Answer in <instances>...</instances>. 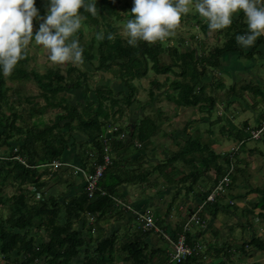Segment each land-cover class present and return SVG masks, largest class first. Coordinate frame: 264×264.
Wrapping results in <instances>:
<instances>
[{
    "label": "trees",
    "instance_id": "16d2710c",
    "mask_svg": "<svg viewBox=\"0 0 264 264\" xmlns=\"http://www.w3.org/2000/svg\"><path fill=\"white\" fill-rule=\"evenodd\" d=\"M46 2L47 0H36L41 17L47 6ZM131 7L132 0H96V15L81 9L82 27L74 36L83 47V62L69 65L65 73H62L61 68H50L44 74L34 68L30 69L29 61L32 58L27 48L26 54L18 61L10 75L5 76L0 72V141L2 140L0 147L11 149L4 159H0V205L5 206L8 213L7 219H3L0 215V262L2 260L3 264H36L37 262L38 264L40 262L42 264H114L117 260H122V264H205L200 260L202 250L197 247L199 244L197 239H190L188 234L187 242L195 248V252L181 263L171 260L172 244L164 247L160 243L155 247L148 238L151 235L161 238L162 235L167 234L169 226L174 225V221L172 223L170 218L175 202L179 201L180 206L183 198L188 196L201 197L204 200L208 191L213 189V187L209 188L210 184L213 183L215 186L222 179L230 165L234 166L236 156L230 158L228 152L222 154L214 152L207 143L201 141L199 133L191 134L183 144L178 140V136H171L173 141L171 144L169 141V146L175 145L177 150L169 152L170 155L166 160L159 162L155 169L165 177L166 182L162 183L163 185L175 184L172 199L165 206L166 212L152 214L155 228H145L143 220L137 228H132L129 224L134 217L129 214L132 211L117 208L112 195L122 196V190L127 186H137L148 181L149 172L135 174L132 163L135 161L134 163L141 164L143 153L148 152L147 141L151 140L155 131L160 129V113L157 111L154 116L136 117L133 123L134 129L131 131L130 125L129 128L127 127L126 140L117 139L122 131L121 128L111 134L109 142H104V136L109 128L119 125L118 122L125 117L126 108L137 99L135 81L149 77L151 72L173 75L176 79L171 80L170 77H166L163 83L154 82L160 89L165 86V90L159 94L152 89L149 90L150 100L147 104L154 105L163 93L164 97L174 100L181 112L182 109L200 103L206 107L204 111L206 114L201 116V120L209 119L213 123L219 121L221 117L220 114H216V118L211 120V117H215L213 114L217 105L215 93L219 90L227 94L223 103L228 106L233 99L238 100L237 96L241 97L240 101H246L244 96L246 90L253 94L254 99H257L258 95L264 99V79L254 73L256 63L247 66L255 55L261 53V48L264 49V35L258 37L254 45L248 48L240 47L235 37L237 33L245 31L247 25L243 13H239L237 17L234 16L231 25L217 30V34L221 37L220 42L209 48L208 43L206 44L203 39L210 31L208 24L197 11L190 12V10L182 15L180 23L192 25L194 23L199 31L190 35L188 40L182 39L179 43L181 47L175 45L172 38L178 26L174 33L163 41L150 43L141 40L133 46L128 44L127 36L119 33L120 24L125 25L131 18ZM39 23V20L33 19V26L38 28ZM109 33H113L112 39L108 38ZM192 42L198 43L192 45ZM228 54H232L235 63L242 67L237 72L244 73L245 76L239 80L234 72L230 77L229 87L220 77H214L215 71L222 67ZM166 56L169 57L167 63L163 61ZM97 73L108 80L111 86L118 84L125 90L114 95L111 86L101 84L92 87L90 80ZM248 76L255 80H249ZM33 79L42 89L38 96L43 97L46 102L43 107H40L38 102H34L33 97L22 98L18 88V84ZM207 86L210 87V92L214 93H208ZM73 89L84 91L83 103L77 101L78 105H76L72 101ZM169 90L176 91V94H168ZM70 91L71 94L66 96L65 94ZM60 94L62 95L58 97ZM120 97L125 98V108L120 105L122 100ZM47 107L59 109L60 112L54 120H46ZM198 108L203 109V106ZM113 110L115 112H112ZM7 111L11 113L10 116L5 115ZM35 117L37 118L31 122L30 119ZM261 117V120H264V110ZM63 121H66L64 127L71 129L70 133L62 131ZM73 121H76V124H72ZM248 126V122H245L244 127L249 128ZM185 127H188V123ZM259 127L260 124L257 128ZM225 128L228 129L229 135L242 142L241 147L246 143L245 133L238 131L234 134L230 125L224 126L222 130ZM246 132L249 138L251 133L248 130ZM210 133L212 134L211 131ZM262 137L264 139V129ZM138 140L144 144V147H137ZM71 141L76 147L75 155L78 161L88 173L94 172L96 164L103 163L106 144L114 155H118V158H115L114 163L105 169L99 180L98 189L93 193L87 189L84 175L77 172L68 173L67 180L64 181L65 190L77 187L75 176L80 177L84 186L76 195L61 200L62 191L58 186L51 185L48 191H44V187L50 185L48 182H41L38 176L42 166H45V173H51L52 170L55 174L59 172L54 169L55 161L60 163L59 169L65 167H62L64 152ZM166 146L168 145L165 144ZM138 153H140L138 158H132ZM197 160L199 164L195 166ZM181 162H184L189 170L184 168L182 170L184 176L177 182H170V179L163 174L165 168H177L178 163ZM140 167L141 165L137 166ZM235 168L237 172L242 171L239 162L238 165L235 163ZM212 169L215 171L214 177L209 176V171ZM8 177L13 178L11 185L17 186V193L10 198L2 194ZM59 179L58 175L56 181ZM234 181L233 177L229 188H226L223 194L215 201L205 204L200 213L201 224L207 221L204 211L207 208L211 216H215L220 210L227 212L228 208L231 212L239 211L236 202L238 197L230 192ZM24 184L27 186H23ZM154 185H144L141 187L142 193L144 194L147 188H153ZM29 190L38 193V201L36 197L30 196ZM248 191L257 192L259 196L251 207L241 208L239 213L250 218L258 215L264 220V184L260 188L250 186ZM30 200H34L31 202L33 204H30ZM256 209H259L257 214ZM62 212L65 214V221L61 223ZM190 212V208L181 211L180 216L183 220L175 222L177 226L175 229L172 228L173 240L184 231ZM117 215H122L124 220L128 219V223L123 226L125 229L123 234L118 235L122 227L118 225L119 229L116 226L109 236H105L102 222ZM247 226L254 229V223L250 219L247 220ZM40 232H45V236L40 237ZM223 244V250L208 244L209 249L215 251V254H210L212 256L210 264H228L233 256L239 259L241 258L239 256H253L254 250L264 254V238L257 236L256 231H252L248 241L241 238L238 245L235 241ZM249 248L253 249L250 253H248ZM220 251H223L222 255H219ZM81 257L82 261H80ZM253 264L264 263L256 260Z\"/></svg>",
    "mask_w": 264,
    "mask_h": 264
},
{
    "label": "rangeland",
    "instance_id": "374dc122",
    "mask_svg": "<svg viewBox=\"0 0 264 264\" xmlns=\"http://www.w3.org/2000/svg\"><path fill=\"white\" fill-rule=\"evenodd\" d=\"M261 3H264V0H260ZM47 5V2H46ZM196 12L194 8L191 9L190 12ZM47 14V6L45 8V12L41 18L46 16ZM239 13H236L235 16L237 17ZM120 31L123 36H127L125 25L120 24ZM37 26H33V30H36ZM175 34L173 35L174 44L178 47H181L179 43L182 42V39L188 40L190 38V35H192L194 32L199 31L197 29V26L193 23H179L177 29L175 30ZM174 31L172 32V34ZM168 38V37H167ZM220 36L217 34V30H211L207 32V36L203 39L205 40L208 47L214 46L215 43L220 42ZM202 39V38H201ZM173 44V41H171ZM198 42H192V45H196ZM27 49L30 51L31 60L29 61L30 69H33L38 71L39 73H45L50 68H61L62 73L66 72V68L69 65L73 66V63L71 62H65L64 64H55L51 62L48 59V51L47 49L43 48L41 45L36 44L34 41H30ZM254 60V61H253ZM252 61L247 63V66L250 67L255 64V71L254 73L260 75L264 79V51L262 49V52L259 55H255L254 59ZM163 61L165 63L169 62V57L166 56ZM77 65V64H76ZM242 68L239 64L235 63L234 57L232 54H228L225 56V59L223 61V65L221 68L218 69V71H215L214 77H220L222 81L229 87L231 80L230 77L233 76V73L235 74V77L241 80V78L244 76V73L237 72L238 69ZM178 70V69H176ZM232 72V73H230ZM166 77H170L171 80L176 79L173 75H161L156 74L154 72H151V75L149 77L141 80V81H135V84L137 85V91L136 96L137 99L134 103L131 104L128 108L125 110V117L123 118V122L119 121L118 124L120 128L127 132L126 125H129L128 116L134 120L137 118H141V116H154L155 112L159 111V117H160V129L156 130L154 133V136L151 140L147 141V150L148 152L143 153L144 157L141 161V164L132 163L134 166L133 171L135 174H142L143 172L148 171V181L144 183H140L137 186H128L126 189L127 194L124 196L127 202L124 205V208L127 210H124L120 206L117 207L119 209H122L124 211H129L127 206H130L133 210L131 216H134L129 224L132 228H137V226L140 225V221L142 220V215L144 213L152 217L154 221L153 215L157 213L163 214L166 212L165 206L171 201L172 194L174 190L175 184H168L163 185L162 183L166 182V179L164 176H162L158 169H155L156 165L159 164V162H163L166 160L167 156L170 155L169 152H173L177 150V146L172 145L169 146L173 138L171 136H178V140L182 142V144L190 137L191 134L199 133L201 134V141L203 143H207L214 152L216 153H224L228 152L227 155H229L230 158H234L236 156V159L234 158V166L230 165L228 171L232 168V172L229 175L230 184L232 182V179L234 177V184L231 188V193L238 197L236 200L237 207L239 208V211L237 212H231L230 209H227L226 211H219L215 216H211L209 213V209L207 208L204 210L206 212L205 217L207 219L204 224H195L194 221H190L192 216L194 215L195 211L191 212V214L188 215V226L190 225L189 229L185 232L184 235H189L190 239H197L198 246L200 245V249L202 250L200 253V260L204 261L205 264H210L212 262V256L210 254H215L214 250L209 249L208 244H213L216 248L222 249V246L224 245V242H230L235 241L236 245L240 242L241 238H245L247 241L250 238V235L252 234V231H256L257 236L264 238V220H261V218L256 215L253 218H250L248 215H241L239 213L241 208L244 207H251V205L257 200V196L259 195L257 192H249V187L252 188H260L264 184V139L263 137L260 139L262 135L261 132H255L253 129L255 127L259 126V123H261L263 120L261 117V113L264 110V99L258 95L257 99H254L253 94L249 91H245V98L246 101H240L241 97L237 96L238 100L233 99L231 102V105H226L223 102L226 99V93L223 92V90H219V92L215 93V97L217 105L216 110L213 112L215 114H220L219 121L217 120L215 123L209 121V119H203L201 120V116H204L206 114L205 106L201 105L200 103L197 106H193L191 108H186L178 110L176 107V104L174 100H170L167 97H164L165 95L160 94L158 97V101L152 105L147 104V102L150 100L149 96V90H154L156 94L161 93V91L165 90V86H162V89L157 87V83L154 84V82H161L163 83L166 79ZM245 77V76H244ZM35 78V77H34ZM249 80H255L248 76ZM242 82V81H241ZM90 84L92 87H95L97 85L105 84L106 86L110 87L111 84L108 82V80L103 79V77L97 73L91 80ZM233 84V83H232ZM8 85L9 82H8ZM18 88L20 89V93L22 98L26 97H33L34 102H38L40 104V107H43L46 102L43 97L39 93L42 92V89L39 87L35 79L33 80H25V82H22L21 84H18ZM114 89V95H118L119 91L125 90L121 86H117L113 84ZM206 91L208 93H214L210 92V87L207 86ZM73 96L72 101L77 104L78 102L83 103L85 95L84 91L82 89H73ZM71 94V91L69 93H66V96H69ZM126 94V92H125ZM168 94H176V91L169 90ZM12 95V93H11ZM62 94L58 95L61 96ZM37 96V97H36ZM173 96V95H172ZM174 97V96H173ZM122 100L120 101V105H122L125 108V98L120 97ZM259 101V103H256V101ZM26 105V103H24ZM226 105V106H225ZM203 106V109L198 108ZM19 107V106H18ZM228 108V109H227ZM59 109H55L52 107H47L45 117L46 120H54V117L59 113ZM112 112H115L113 110ZM204 112V113H203ZM6 116H10L11 113L7 111L5 113ZM35 118L30 119L31 122H33ZM51 120V123L53 122ZM66 121H63L61 124L62 131L65 133H70L71 129L69 127H64ZM248 122V127H244V123ZM188 123V127H185V124ZM72 124H76V121H73ZM232 128L231 131H234V134H237L238 131L245 133L246 137V143L241 147L242 142H240L238 139H234L233 135H229L228 129L225 128L222 130V128L225 127ZM117 126L114 129H110V131L107 133L106 138L109 140L111 137V131L116 130ZM212 134L210 133V131ZM250 131L251 136L247 138V132ZM127 133H121L118 136L119 140H126ZM233 136V137H232ZM170 141V144H169ZM70 146H68L64 152V161L63 162V169H68L69 172H76L81 169V163L78 161V157H76L75 152V146H73V142H69ZM0 144H2V140L0 141ZM139 144L141 146H139ZM165 144L168 145L165 147ZM138 148L144 147V144L141 141H137L136 143ZM79 150H83V148H79ZM11 152V149L9 147H0V159H4L8 155V153ZM14 152H16V149H14ZM140 153L134 155L132 158L136 159L138 158ZM83 158V157H82ZM115 158H118V155H114L111 159L114 162ZM165 159V160H164ZM26 161V159H25ZM58 161H55L54 163V169H56V174L53 173V170L51 173L46 172L45 173V166L41 167V171L39 173L38 178L41 182H48L50 187H44V191H48L47 189L51 188V185L58 186V189L62 191L61 200L63 199H69L70 195L69 192L66 191V187L64 185V181L67 180V172H65L63 169H59L60 164H57ZM239 162V168L242 169V171H236L235 163L238 165ZM92 162H90L91 164ZM88 164V165H90ZM199 161H195L194 165L198 166ZM140 168H137V166H140ZM177 166V165H176ZM89 167V166H88ZM189 170V168L184 164V162L178 163L177 168H165V174L169 179L170 182L174 181L177 182L184 176L183 169ZM227 171V172H228ZM58 175L60 176V179H58ZM215 176V171L212 169L209 171V176ZM13 178L8 177L7 182L5 183V188H3L2 194L6 196L7 198L12 197L17 193V186H12ZM149 184H155L153 188L146 189L144 191V194L142 193L141 187H144V185ZM23 186H27L24 184ZM163 186V187H162ZM208 186V184H207ZM205 186V187H207ZM230 186V185H229ZM210 187H214L213 183L210 184ZM229 188V187H228ZM29 194L32 197H36L38 201V193L33 190H29ZM182 192V196H183ZM35 200V199H34ZM34 200H30V204H33L31 202H34ZM37 201L35 203H37ZM202 198L201 197H193L188 196L184 197L183 201L181 202L179 206V201L175 202L173 212L171 213L172 223L174 221V225H170L167 230V234L162 235L161 238L158 239V242L154 243L151 239L153 235H151L148 238V241L153 246H157L158 243L162 242V245L164 247L171 244V241L173 240V233L172 228L175 229L177 225H175V222L180 221V219L183 220V218L180 216L181 211L185 210L186 208L190 209H196L197 206L201 203ZM34 203V204H35ZM197 205V206H196ZM233 209V208H231ZM234 210V209H233ZM202 212V211H201ZM256 214L259 212V209L255 210ZM128 214V215H129ZM153 214V215H152ZM0 215L3 219L8 218L7 210L5 209V206L0 205ZM64 212L60 215L61 223L65 221ZM130 216V217H131ZM145 216V215H144ZM145 218L147 219V217ZM199 216V215H198ZM122 215H117L116 217H113L112 219H109L106 222H102L104 225L105 236H109L112 232V229H114L116 226H122L119 231L118 235H122L124 230V225L128 223L127 221H123ZM199 219L201 217L199 216ZM252 221L254 223V229H251L247 226V220ZM152 221V223H153ZM116 222H119L118 224H114ZM155 223V222H154ZM113 224V225H112ZM80 225V224H79ZM115 225V226H114ZM76 227V226H75ZM78 227V226H77ZM80 227V226H79ZM111 227V228H110ZM87 228V227H86ZM96 228H95V234H96ZM215 232L217 234H215ZM40 237L45 236V232H40ZM165 241V242H163ZM253 251V249L249 248L248 253ZM223 251H220L219 255H222ZM209 253V254H208ZM254 256V257H253ZM252 255L247 256H239L241 257V261L239 258L233 256L229 261L228 264H253L256 260L258 262L264 263V254H261L260 251L254 250ZM83 258H80V261H82ZM3 264L2 260L0 262ZM122 260H117L114 262V264H122ZM38 264V262L36 263ZM39 264H42L41 262Z\"/></svg>",
    "mask_w": 264,
    "mask_h": 264
},
{
    "label": "clouds",
    "instance_id": "9594fccd",
    "mask_svg": "<svg viewBox=\"0 0 264 264\" xmlns=\"http://www.w3.org/2000/svg\"><path fill=\"white\" fill-rule=\"evenodd\" d=\"M192 8L205 19L210 31L226 28L233 23L236 13H243L247 29L235 37L242 48L254 45L257 38L264 35V3L260 0H132V15L125 23L128 44L134 46L141 40L150 43L163 41L178 26L182 15ZM81 9L96 15V0H47V14L43 18L36 0H0V72L5 76L13 72L26 54L30 41L47 49L48 59L55 64H81L83 47L74 36L82 27ZM34 18L40 21L35 31ZM108 38L112 39L113 33H109ZM133 123L135 121H129L130 128ZM259 124L261 127H255V132L263 131L264 120ZM116 126V130L120 129L119 125ZM114 128H109L107 133ZM107 133L104 142L111 141V137L106 138ZM121 133L128 135L123 130ZM105 151L104 157L111 159L114 156L107 144ZM115 199L123 203L127 201L123 195H112L116 207L119 206Z\"/></svg>",
    "mask_w": 264,
    "mask_h": 264
},
{
    "label": "built area",
    "instance_id": "2783aa9c",
    "mask_svg": "<svg viewBox=\"0 0 264 264\" xmlns=\"http://www.w3.org/2000/svg\"><path fill=\"white\" fill-rule=\"evenodd\" d=\"M264 128V124L263 127ZM111 159L109 156L104 157L103 163L102 164H96L95 169L93 173H88V171L83 170L82 168L79 171H76L77 173H80L84 175L86 179V186L89 192L93 193L95 192L98 188V183L100 178L103 176L105 169L111 165ZM60 164L59 162L56 163ZM63 166V165H62ZM232 172V168L224 174L222 179L213 187V189L208 191V194L205 196V199L201 201V203L197 206L196 209H191V212L195 211L194 215L192 216L190 221H194L195 224L199 225L201 224V219H199L200 213L202 208L205 206L206 203L208 202H213L216 200L218 196L223 194L226 191V188L229 187L230 185V179L229 175ZM116 204L123 208L124 210H127L124 208L125 203H123L119 199H115ZM128 210L132 211L133 209L130 206H127ZM190 212V214H191ZM146 216V214L144 213ZM142 215V220L144 221V227L145 228H155V223L152 219L151 216L147 215V219L145 216ZM199 215V216H198ZM189 220V219H188ZM188 220L186 221V225L184 226V231L179 234L178 238L176 240H172V251L170 253L171 255V260L176 262V263H181L185 261L187 258H189L193 252H195V248L191 247L188 242H187V236L184 235L185 232L189 229L190 225L188 226ZM153 221V223H152ZM197 247L200 249V245Z\"/></svg>",
    "mask_w": 264,
    "mask_h": 264
},
{
    "label": "crops",
    "instance_id": "0c3cea01",
    "mask_svg": "<svg viewBox=\"0 0 264 264\" xmlns=\"http://www.w3.org/2000/svg\"><path fill=\"white\" fill-rule=\"evenodd\" d=\"M263 51H264V49H263ZM261 52H262V48H261ZM114 85H117L118 86V84H114ZM112 88H113V86H111ZM128 120L129 121H132V119L130 118V116H128ZM65 172H67V173H71V172H69L68 171V169H66V170H64ZM75 184H76V186L77 187H70V188H68L66 191H68L69 192V197L71 198L72 196H74V195H76L77 193H79V191H80V189L84 186V182L80 179V177H76L75 176ZM127 188H128V186H127ZM127 188H125V189H123L122 190V195L124 196V194L126 195L127 194V192H126V189ZM121 190V189H120ZM259 196V195H258ZM257 196V197H258ZM126 198V197H125ZM61 199V198H60ZM126 199H129V198H126ZM128 220V219H127ZM127 220H123V221H127ZM79 226V225H78ZM151 239H152V241L154 242V243H156V242H158V239L159 238H155L154 236L153 237H151ZM198 241V240H197ZM164 242V241H163ZM160 243H162V242H160ZM158 245H159V243H158ZM157 245V246H158ZM170 248H171V246H170Z\"/></svg>",
    "mask_w": 264,
    "mask_h": 264
},
{
    "label": "water",
    "instance_id": "95a60500",
    "mask_svg": "<svg viewBox=\"0 0 264 264\" xmlns=\"http://www.w3.org/2000/svg\"><path fill=\"white\" fill-rule=\"evenodd\" d=\"M133 128H134V126L131 127L132 130H133ZM132 130H131V131H132Z\"/></svg>",
    "mask_w": 264,
    "mask_h": 264
}]
</instances>
